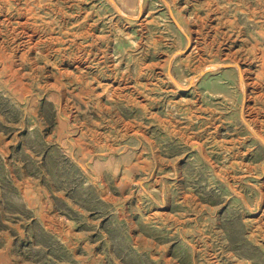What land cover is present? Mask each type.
I'll list each match as a JSON object with an SVG mask.
<instances>
[{
    "label": "rangeland",
    "instance_id": "1",
    "mask_svg": "<svg viewBox=\"0 0 264 264\" xmlns=\"http://www.w3.org/2000/svg\"><path fill=\"white\" fill-rule=\"evenodd\" d=\"M0 15V264H264V0Z\"/></svg>",
    "mask_w": 264,
    "mask_h": 264
},
{
    "label": "bare ground",
    "instance_id": "2",
    "mask_svg": "<svg viewBox=\"0 0 264 264\" xmlns=\"http://www.w3.org/2000/svg\"><path fill=\"white\" fill-rule=\"evenodd\" d=\"M1 16V15H0ZM264 141V140H263Z\"/></svg>",
    "mask_w": 264,
    "mask_h": 264
}]
</instances>
